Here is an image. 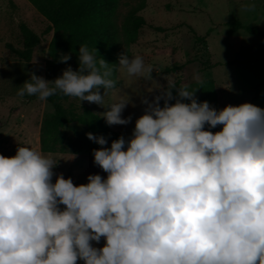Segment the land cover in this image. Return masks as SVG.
<instances>
[{"label":"clouds","instance_id":"1","mask_svg":"<svg viewBox=\"0 0 264 264\" xmlns=\"http://www.w3.org/2000/svg\"><path fill=\"white\" fill-rule=\"evenodd\" d=\"M97 52L79 44L75 69L51 80L29 71L17 94L43 100L59 91L103 106L108 125H127L123 112L135 102L122 92L103 104L115 81ZM117 64L152 77L141 55L124 50ZM165 79L147 90L151 98L141 94L130 135L109 146L107 135L85 133L100 146L93 162L106 176L76 184L30 145L0 154V264H264V107L217 108L197 98L199 87Z\"/></svg>","mask_w":264,"mask_h":264},{"label":"rangeland","instance_id":"2","mask_svg":"<svg viewBox=\"0 0 264 264\" xmlns=\"http://www.w3.org/2000/svg\"><path fill=\"white\" fill-rule=\"evenodd\" d=\"M13 1L17 7L15 12H11L9 0H0V154L12 156L18 144L30 145L59 160L54 171L62 172L65 177L71 176L76 184L86 183L90 173L106 176L107 173L93 162L91 149L100 146L85 135L89 131L86 125L71 122L63 128V151L41 150V123L53 106L46 99L33 98L27 93L18 95L17 90L28 78L29 71L49 79L45 65L52 32L43 34L30 62L13 55L6 42L22 44L20 19L39 33L47 25L46 18L31 2ZM138 1L120 0L119 21ZM139 13L144 16L145 23L139 28L136 41L129 45L130 56L141 55L145 64L151 65L152 77H130L117 64L115 78L119 84L104 92L103 104L107 106L122 92H128L135 106L130 104L123 112L125 116L131 114V121L127 125H111L112 130L130 135L135 119L144 109L140 103L141 94L151 98L158 91L156 87L166 85L165 77L174 81L179 79L180 83L188 85L197 81V76L199 80L212 77L218 91L217 108L245 101L264 107V36L249 33L245 28L232 29V25L241 21L264 30V0H146ZM198 36L205 37L198 40ZM250 58L257 59L243 66L225 64L227 60ZM177 64H182L181 68L164 72L165 67ZM72 67L75 69L73 63ZM152 88L153 93H149L147 90ZM64 103L76 111H82L85 106L99 114L105 110L94 102L80 103L76 97ZM110 142L108 139L109 146ZM74 153L75 157L69 159ZM104 242L102 237L96 246H102ZM77 264H83V261L78 259Z\"/></svg>","mask_w":264,"mask_h":264},{"label":"trees","instance_id":"3","mask_svg":"<svg viewBox=\"0 0 264 264\" xmlns=\"http://www.w3.org/2000/svg\"><path fill=\"white\" fill-rule=\"evenodd\" d=\"M35 6L46 20L47 25L42 33L34 30L25 20L18 21L21 34V45L6 42V47L17 58L30 62L33 57L35 47L43 40V34L52 32L48 42L45 70L48 78L54 79L61 74V70L68 64L78 65L79 44H87L89 48L96 47V56H102L112 70V78L115 85L119 80L115 78L118 63V54L126 50L130 55L129 45L136 41L139 28L145 23L144 16L139 13L146 5V0H139L133 4L125 14L122 21H119L118 7L120 0H28ZM11 12L16 11V4L9 0ZM245 28L249 33H257L264 36V30L253 27L250 24H243L241 21L232 25V29ZM194 34L196 31L191 27ZM205 36H198L200 40ZM63 53H71L68 61L62 62L58 57ZM257 58L242 60H227L225 64L243 66ZM217 64V63H215ZM182 64L165 67L164 72H170L181 68ZM177 85L180 80H175ZM112 86V87H113ZM190 87H199L196 96L199 100H208L215 106L217 99V86L212 77H207L194 81ZM175 94L176 89L174 88ZM37 98L35 94L32 96ZM71 98L57 91L45 98L52 104L53 110L44 116L41 123V150L43 151H63L65 149V135L63 128L71 122H78L86 125L89 131L94 134H105L108 139L117 138L120 133L111 129V125L105 123L101 114L85 106L82 111H76L72 106L65 105L64 101ZM73 98V97H72ZM163 101H161V104ZM216 107V106H215ZM217 125L212 131L219 129Z\"/></svg>","mask_w":264,"mask_h":264}]
</instances>
